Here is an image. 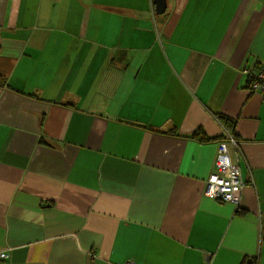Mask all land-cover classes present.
<instances>
[{
  "label": "crops",
  "instance_id": "obj_1",
  "mask_svg": "<svg viewBox=\"0 0 264 264\" xmlns=\"http://www.w3.org/2000/svg\"><path fill=\"white\" fill-rule=\"evenodd\" d=\"M153 9L0 0V264H264V0ZM223 119L237 206L203 195L219 141L185 138Z\"/></svg>",
  "mask_w": 264,
  "mask_h": 264
},
{
  "label": "built area",
  "instance_id": "obj_2",
  "mask_svg": "<svg viewBox=\"0 0 264 264\" xmlns=\"http://www.w3.org/2000/svg\"><path fill=\"white\" fill-rule=\"evenodd\" d=\"M249 90L264 95V66L250 74ZM227 143L237 149L238 142L231 130H224V140L217 146L214 160V173L205 181L203 195L235 206L239 203V194L245 186L240 169L230 156Z\"/></svg>",
  "mask_w": 264,
  "mask_h": 264
},
{
  "label": "trees",
  "instance_id": "obj_3",
  "mask_svg": "<svg viewBox=\"0 0 264 264\" xmlns=\"http://www.w3.org/2000/svg\"><path fill=\"white\" fill-rule=\"evenodd\" d=\"M154 14H155V12H154ZM155 15H157V14H155ZM6 84H7L6 83V79L2 75H0V87L1 86H6ZM22 95H24V94L22 93ZM26 96L31 97V98H37L38 100H42L39 97V95H37V94H29V95H26ZM221 123L224 125V127L228 128L229 130L232 129V124L228 120L223 119L221 121ZM151 130L152 129H150V131ZM160 133L178 137V135H177V133H176V131L174 129H170L168 131H162ZM202 137H203L202 134H200V132L197 130L191 136H187L185 138H190V139H193V140H198L199 142H211V141H217V142L219 141L220 142L223 139V136H221V138H215V139H210V138H207V137H203L202 138ZM237 214H241V213L240 212H237Z\"/></svg>",
  "mask_w": 264,
  "mask_h": 264
},
{
  "label": "water",
  "instance_id": "obj_4",
  "mask_svg": "<svg viewBox=\"0 0 264 264\" xmlns=\"http://www.w3.org/2000/svg\"><path fill=\"white\" fill-rule=\"evenodd\" d=\"M155 14L162 15L167 7V0H151ZM245 264H252V259H247Z\"/></svg>",
  "mask_w": 264,
  "mask_h": 264
},
{
  "label": "rangeland",
  "instance_id": "obj_5",
  "mask_svg": "<svg viewBox=\"0 0 264 264\" xmlns=\"http://www.w3.org/2000/svg\"><path fill=\"white\" fill-rule=\"evenodd\" d=\"M231 6H232V4H231ZM49 12H50V16H52V10H49ZM159 16L160 15H155V17H158L159 18ZM41 17H43V12L41 13ZM222 128L224 129L225 127H224V125L222 126ZM241 193V192H240ZM239 196H240V194H239Z\"/></svg>",
  "mask_w": 264,
  "mask_h": 264
},
{
  "label": "bare ground",
  "instance_id": "obj_6",
  "mask_svg": "<svg viewBox=\"0 0 264 264\" xmlns=\"http://www.w3.org/2000/svg\"><path fill=\"white\" fill-rule=\"evenodd\" d=\"M229 156H230V154H229ZM232 160V159H231Z\"/></svg>",
  "mask_w": 264,
  "mask_h": 264
}]
</instances>
